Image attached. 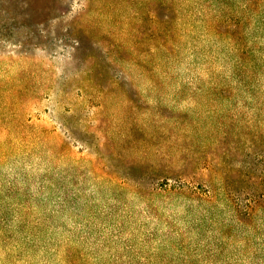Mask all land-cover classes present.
Here are the masks:
<instances>
[{
	"label": "rangeland",
	"instance_id": "obj_1",
	"mask_svg": "<svg viewBox=\"0 0 264 264\" xmlns=\"http://www.w3.org/2000/svg\"><path fill=\"white\" fill-rule=\"evenodd\" d=\"M0 264H264V0H0Z\"/></svg>",
	"mask_w": 264,
	"mask_h": 264
}]
</instances>
